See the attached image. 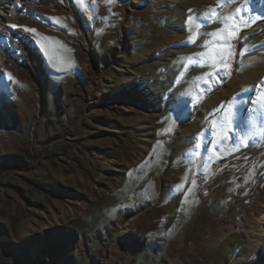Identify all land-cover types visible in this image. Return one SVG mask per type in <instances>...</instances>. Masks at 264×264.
<instances>
[{
  "label": "rangeland",
  "instance_id": "1",
  "mask_svg": "<svg viewBox=\"0 0 264 264\" xmlns=\"http://www.w3.org/2000/svg\"><path fill=\"white\" fill-rule=\"evenodd\" d=\"M244 5L22 0L11 25L36 33L24 31L27 53L13 49L14 75L0 71V264H264L253 231L264 222V136L249 111L264 80V3ZM213 8L261 15L209 90L194 78L214 69L179 58L212 50L205 33L222 25L188 18ZM33 52L38 77L27 80L15 66ZM234 96L245 111L213 151L212 113L225 104L223 117Z\"/></svg>",
  "mask_w": 264,
  "mask_h": 264
},
{
  "label": "snow or ice",
  "instance_id": "2",
  "mask_svg": "<svg viewBox=\"0 0 264 264\" xmlns=\"http://www.w3.org/2000/svg\"><path fill=\"white\" fill-rule=\"evenodd\" d=\"M111 2V0H109ZM228 0H220V3H227ZM253 2V0H245V5L242 7H246L247 5H250ZM261 3H264V0H261ZM193 10H189L191 13ZM218 12V9L213 8L210 10V13H206L202 17H193L189 16V20L196 19L198 22L203 23H212V22H218L222 26L219 29L214 30L211 33H205V35L214 37V39L210 41H205L202 45L203 48L208 49L212 48L211 51L201 52L196 54L195 56H189V57H181L179 58L180 61L189 60V61H195L196 65L199 67L208 66L210 68H213V71H209L205 74H203L202 77H196L194 78L197 81H202V84H199L198 87H204L207 86L209 90H211L214 87V82H218L222 80L221 73L223 72L225 75H230L232 71V63L235 60L236 56L243 55V52L237 53L235 45L232 43V41H238L241 39L240 32L246 28L249 27V20H251L252 23L255 22V20L258 18V16H252L249 14V12L242 13L241 8H237L234 13H231L229 15L220 16L216 13ZM264 14V13H262ZM54 22L59 23V18L53 17L51 18ZM15 27V25H13ZM24 31L32 32L33 34L36 33L35 29H30L25 27ZM47 39V38H44ZM40 43V41H37ZM193 42L192 37H189L188 43ZM214 46V47H212ZM41 47L43 48L44 45L41 44ZM192 64L186 63L184 65L185 70H187L189 67H192ZM181 76H183V73H181ZM260 91L257 98L252 100V104L255 106L253 109L249 111H257L259 113L258 120L261 122V125H257L260 127V135L264 136V80H262L257 86ZM202 98V97H201ZM227 103V110L224 112L223 117H215V113L217 111H220L221 109L225 108V104H222L219 109L214 110L212 115L214 116L213 121L211 122V128L209 131L211 132L213 136V140L211 142V149L213 151H218L219 148L222 145L227 144L229 141L232 140L233 136L235 135L232 131L236 127V120L238 116L245 111V109L242 107V102L239 100L238 96H234L231 101L226 102ZM179 117H177L178 119ZM253 120L251 116H249L245 121V128L246 129H253ZM217 128H219V131H217ZM165 132H170L171 129H165ZM243 136V134H242ZM199 140V143H196L195 147L197 149L201 147H205L203 144V134H200L197 138ZM238 140H240V143H245L244 139H241L240 137H237ZM245 146H247L245 144ZM233 150H236L235 146H233ZM193 184H195V181H193ZM181 186H177L175 190L179 191V188Z\"/></svg>",
  "mask_w": 264,
  "mask_h": 264
},
{
  "label": "bare ground",
  "instance_id": "3",
  "mask_svg": "<svg viewBox=\"0 0 264 264\" xmlns=\"http://www.w3.org/2000/svg\"><path fill=\"white\" fill-rule=\"evenodd\" d=\"M21 6L22 0H0V71L8 70L12 75H14V70L10 69L9 66L12 65L10 59L13 57V49L21 48L23 53H27L29 50L28 45H25L24 42L27 33L15 30L11 25L16 23V13ZM30 62V66L25 69L21 68L20 65H16L15 69L21 78L34 80L38 77V67L40 65V57L37 52H33ZM254 223V233L264 234L263 220L261 222L258 218Z\"/></svg>",
  "mask_w": 264,
  "mask_h": 264
}]
</instances>
